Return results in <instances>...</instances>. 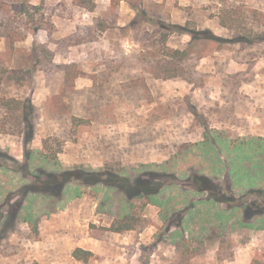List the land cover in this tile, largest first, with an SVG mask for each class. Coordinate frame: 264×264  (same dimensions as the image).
I'll list each match as a JSON object with an SVG mask.
<instances>
[{
  "label": "rangeland",
  "instance_id": "1",
  "mask_svg": "<svg viewBox=\"0 0 264 264\" xmlns=\"http://www.w3.org/2000/svg\"><path fill=\"white\" fill-rule=\"evenodd\" d=\"M79 1L0 0V264H264V0Z\"/></svg>",
  "mask_w": 264,
  "mask_h": 264
},
{
  "label": "trees",
  "instance_id": "2",
  "mask_svg": "<svg viewBox=\"0 0 264 264\" xmlns=\"http://www.w3.org/2000/svg\"><path fill=\"white\" fill-rule=\"evenodd\" d=\"M79 2H80L81 6L86 7L84 0H81ZM22 6H23L22 7L23 11L25 13L26 12L28 13L29 11H28L27 7L25 6L24 2H22ZM33 8L37 9L36 6ZM90 8H92V5ZM136 21H137L136 19L132 20L130 22V25L135 23ZM220 22L222 25L227 24L226 20L224 19L223 16H220ZM159 24L163 28L168 29L169 32L186 33V34L190 35L192 40L219 41L217 39V37L215 36V34L209 28L191 29V28L187 27L186 25H179V24H175V23H163L162 21H159ZM36 28H41V27L37 26ZM234 41H236V42H252V41L262 42V41H264V33H255L254 35H252L251 33H237V35H235V37H234ZM163 49L166 53H169V52L172 53V56H176L178 54L181 55L184 53V51H181L178 49H173V48H170L167 46H165ZM162 72H161V76L166 77V78L176 76V74H177V73H175V71H171L168 69H164V71H162ZM11 80H13V79H11ZM21 80H24V79L22 78ZM13 81L20 83L19 80H13ZM10 101L16 102L14 107H12L9 104ZM22 103H23V101H19L18 99H6L5 100V104L9 110H13L16 106L19 107V105L20 104L22 105ZM9 106H11V107H9ZM32 107H33V105H32V101H31V96L28 95L27 100L21 106L22 113H23V123L25 125L24 139H23V143H24L25 147L31 141L32 136H33L34 124H33L32 120L29 118V112L31 110L26 111L27 109H32ZM30 157H31V155L29 156V158ZM76 171H78V170L69 169L68 171H62L59 173L49 172L46 175H41V174L39 175L38 173H36L34 175L35 179L25 182V185H24L22 192L26 193V194H28L30 192H33V193L43 192V193H54V194H56V193H58V191L61 188L63 183H67L68 181L72 180V178H80L79 175L78 176L73 175ZM81 171H85V170L82 169ZM88 171H97V170L89 168ZM73 176H75V177H73ZM207 181H208V179H207ZM209 182H210V180H209ZM206 188L209 189V187H206ZM126 195L129 197V191L126 192ZM129 228H131V227H129ZM84 254H88V251H84L80 248H77L74 251V256H76L77 258H87V256Z\"/></svg>",
  "mask_w": 264,
  "mask_h": 264
}]
</instances>
